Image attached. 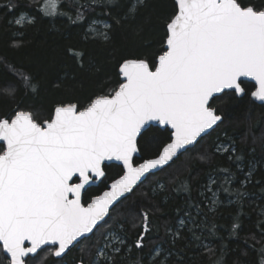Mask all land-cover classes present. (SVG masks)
<instances>
[{
	"label": "snow or ice",
	"instance_id": "snow-or-ice-1",
	"mask_svg": "<svg viewBox=\"0 0 264 264\" xmlns=\"http://www.w3.org/2000/svg\"><path fill=\"white\" fill-rule=\"evenodd\" d=\"M94 6L113 19L102 23L103 30L96 27L99 21L89 22ZM147 7L148 0H45L25 26L34 27L44 17L67 16L71 24H88L86 36L108 43L115 26L133 25ZM24 21L22 14L14 23ZM141 30L132 28L134 33ZM23 43L14 39L11 47L19 49ZM83 55L73 52L81 67ZM5 60L0 57V62ZM8 67L14 82L0 84V98L10 99L15 107L0 118V264H34L42 250L52 258L50 264H63L62 258L80 245L85 247L80 248L77 264H185L180 255L183 249L176 248L178 241H200L206 255H215L202 241L205 229L208 235L215 234L216 225L209 227L207 217L219 203L217 192L234 194L240 201L247 191L224 185L238 175L243 176L241 187L244 182L253 183L255 166L243 172V157L233 155L234 141L232 146L220 143L215 152L198 156L210 161L217 153L227 154L239 172L220 168L223 180L210 175L209 183L202 186L203 199L192 202L189 196L177 224L165 228V236L170 237L167 249L153 243L145 252L151 209H141L133 218L132 226L140 229L134 244L128 243L124 222L113 216L151 177L175 169V180L188 169L191 154L199 150L210 130L223 123L213 105L221 96L244 95L242 78L255 81L251 96L264 102V0L260 4L174 0L154 61L122 57L118 86L89 97L84 104L60 101L46 112L24 106L16 101L17 94H38L39 84L23 65ZM156 125L169 128L170 135L151 158H143L141 141L147 146L146 138H155ZM106 161H118L120 174L106 191L86 202L85 188L105 178ZM176 190L187 192L188 184ZM205 201H210L208 212L202 207ZM232 227L235 233L239 224ZM258 227L264 240V223ZM259 254L264 264V248Z\"/></svg>",
	"mask_w": 264,
	"mask_h": 264
},
{
	"label": "trees",
	"instance_id": "trees-1",
	"mask_svg": "<svg viewBox=\"0 0 264 264\" xmlns=\"http://www.w3.org/2000/svg\"><path fill=\"white\" fill-rule=\"evenodd\" d=\"M44 2L45 0H11L10 3L9 0H0V57H7V60L0 62V84L14 82L9 64L23 65L24 70L35 78L34 82L39 84V90L35 95L21 91L17 94L16 101L22 102L24 106H35L43 112L60 101L84 104L89 97L107 93L117 87L122 57H139L153 62L164 38L166 22L174 11V0H148V7L142 10L133 25L115 26V30L109 33L111 41L108 43L86 36L88 24H71L67 16L37 19L34 27L25 26L27 23L21 26L14 24L15 19L22 14L33 17L38 11V5ZM241 2L260 4L262 0ZM94 8L95 12L89 15V22L93 19L113 22L112 18L104 15L100 7ZM136 26L142 29L139 33L132 31ZM14 39H22L23 46L12 49ZM73 52L84 54L83 67L73 58ZM242 86L245 94L241 98L221 96L216 100L213 106L222 115L223 123L201 142L197 152L191 154L188 169L182 171L175 180V169L159 172L140 185L114 214V220L124 222L129 244H134L140 230L132 226L133 218L141 209H151L150 239L145 252L153 243L162 244L167 249L170 237L165 236V228L177 224L190 202L189 196L193 197L192 202L203 199L202 186L209 183L210 175L213 179L223 180L224 174L218 172L220 168H231L239 172L235 164L228 161L227 154L217 153L210 161H202L198 156L204 152H215V146L219 143L232 146L234 141L236 153L233 155L243 157V172L247 173L250 167L255 166L253 183L244 182L241 187L243 176L238 175L231 184L224 186L240 188L242 192L246 190L248 195L237 201L234 194L220 190L217 192L219 203L212 212H208L205 205H202L204 211L208 212L209 227L212 223L216 225L214 235H208V230L205 229L206 238L202 241L203 245H210L214 249V256L209 257L204 253L200 241L191 244L178 241L176 248L183 249L180 255L185 264H214L216 260L220 264H260L259 250L264 248V240L260 236L261 229L258 225L264 223V183L256 184L255 181H264V104L257 105L250 99V93L254 89L252 84L243 83ZM14 107L15 104L10 99L0 98V118ZM169 135L167 129H159L154 139L146 138L147 146L141 141L140 156L151 158L167 142ZM185 159L186 157H181V160ZM105 173V178L98 186L85 191L83 199L86 202L103 192L107 184L118 177L120 167L106 166ZM185 182L189 191L176 190ZM158 184L162 186L160 190L156 189ZM234 223L239 224L235 233L232 227ZM81 247L85 245L72 248L62 258L63 264H77L82 255ZM39 256L40 254L37 258ZM51 260L48 255L39 264H50Z\"/></svg>",
	"mask_w": 264,
	"mask_h": 264
},
{
	"label": "water",
	"instance_id": "water-1",
	"mask_svg": "<svg viewBox=\"0 0 264 264\" xmlns=\"http://www.w3.org/2000/svg\"><path fill=\"white\" fill-rule=\"evenodd\" d=\"M118 73H119V69H118ZM120 79H121V77H120ZM243 80H244V83H250V84H252L253 86H254V90H255V87H256V84H255V81L254 80H251V79H249V78H242ZM253 90V91H254ZM243 96V95H242ZM242 96H239V97H237V98H241ZM250 99L255 103V104H257V105H263L264 104V102H261V101H257V100H255L252 96H251V93H250ZM156 127L157 128H159V129H167L169 132L171 131L169 128H167L166 126H160V125H156ZM210 132H211V130H210ZM105 165L106 166H109V165H116V166H119L120 168H121V165H120V163L118 162V161H106L105 162ZM104 178H102L101 180H98V181H96L95 183H93V184H90V185H87L86 186V188H85V191L88 189V188H90V187H96V186H98L101 182H102V180H103ZM111 183V182H110ZM109 183V184H110ZM108 185V184H107ZM107 190V186H106V189L104 190V191H106ZM85 191H84V193H85ZM103 191V192H104ZM103 192H101L99 195H101ZM84 195V194H83Z\"/></svg>",
	"mask_w": 264,
	"mask_h": 264
},
{
	"label": "rangeland",
	"instance_id": "rangeland-1",
	"mask_svg": "<svg viewBox=\"0 0 264 264\" xmlns=\"http://www.w3.org/2000/svg\"><path fill=\"white\" fill-rule=\"evenodd\" d=\"M21 16V15H20ZM19 16V17H20ZM25 16V21H24V23L23 24H21V25H24V24H26L27 23V20L30 18V17H28V16H26V15H24ZM18 17V18H19ZM17 19V18H16ZM102 23H104V22H100V23H98L97 25H96V27H99V28H101V30H103L102 29V27H101V25H102ZM15 24V23H14ZM16 25V24H15ZM21 25H16V26H21ZM90 36H92V37H95V36H93V35H90ZM97 38V37H96ZM220 144V143H219ZM226 146V145H225ZM219 154H222V153H219ZM157 188V190L159 189H161L162 188V186H161V184H158L157 186H156ZM209 194V195H208ZM206 195L207 196H211V193H206ZM217 196H218V193H217ZM217 199H218V197H217ZM210 203V201H205V207L208 209V207H207V205ZM48 257V254H47V252L45 253H42V254H40V256L37 258V261H36V264H39V262H41V260L42 259H46Z\"/></svg>",
	"mask_w": 264,
	"mask_h": 264
},
{
	"label": "flooded vegetation",
	"instance_id": "flooded-vegetation-1",
	"mask_svg": "<svg viewBox=\"0 0 264 264\" xmlns=\"http://www.w3.org/2000/svg\"><path fill=\"white\" fill-rule=\"evenodd\" d=\"M83 196H84V195H83ZM90 199H91V198H90ZM90 199H89L88 201H90ZM44 252L46 253V251H43V250H42L39 254H42V253H44Z\"/></svg>",
	"mask_w": 264,
	"mask_h": 264
},
{
	"label": "bare ground",
	"instance_id": "bare-ground-1",
	"mask_svg": "<svg viewBox=\"0 0 264 264\" xmlns=\"http://www.w3.org/2000/svg\"><path fill=\"white\" fill-rule=\"evenodd\" d=\"M209 195V194H208Z\"/></svg>",
	"mask_w": 264,
	"mask_h": 264
}]
</instances>
